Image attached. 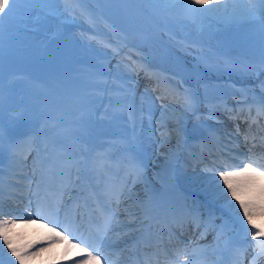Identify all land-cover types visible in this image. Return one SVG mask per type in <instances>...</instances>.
Masks as SVG:
<instances>
[{"label":"rangeland","instance_id":"obj_1","mask_svg":"<svg viewBox=\"0 0 264 264\" xmlns=\"http://www.w3.org/2000/svg\"><path fill=\"white\" fill-rule=\"evenodd\" d=\"M86 1L91 2V0ZM112 1V4L109 3L108 0H101L99 4L92 3L90 5L92 9H88V6L85 5L89 11L94 12L91 17H88L86 15H80V12H78L79 16L69 14V11L66 10V0H56V3L47 5L33 3L32 0H18L16 11L13 16L11 18H5L3 26L0 28V52L14 57L17 65L14 69H5L4 72L0 73V114H2L5 129L4 150L0 153V161H2V163H0V168L6 165V155H10V146L13 145V142L16 143L27 135L30 131V125L39 133L38 136L40 138L44 140L49 139L52 143H59L71 125L79 120L77 106L83 109L85 105L78 92H75L76 100H79L77 105L71 103L73 98L65 99L68 93L73 92L71 89L78 82L76 76L72 73H66V69L68 65L70 66V63H72L75 54H82L81 50L78 48V35L84 40V45L87 43L89 34L82 29L84 28L83 24L86 23L83 18H94L100 11H103L106 13V17L108 15V17L116 21L119 26L126 29L130 27V29H132L130 20L126 19L124 5L121 3V0ZM81 2L84 4V1ZM136 3V7L141 11L140 13L147 19L154 31L152 33L149 32L150 34L148 32H135L134 37L138 38L139 35L140 38L141 36L143 37L142 39L148 40L151 38L155 40V43L159 42L158 44L168 46L169 50L172 51L171 53H174V60L172 63L170 62V64L173 66L176 73L174 71L171 72L175 73L182 81L188 76L195 77L196 74L207 70L210 73H219L223 75L231 74L236 79L244 77L238 69L226 67L221 59H212L211 64L208 66L207 63H201V59H204V57L206 58V54L201 43L196 41L199 40L198 38H208L209 40L218 39V45H216L218 48H215L216 51L223 53L225 47V51H228L231 56H234V54L241 49L255 54L264 52V36L260 33L257 26L243 23L239 20L229 19L225 15L214 10L215 6L211 4L205 6L208 10L193 12L188 8V0H137ZM227 3L229 7H231L232 0H227ZM75 4L76 3L73 2L70 8L77 7ZM219 7L223 8V3ZM50 9H54L57 12L56 18L46 16V13ZM198 16H200L201 19L198 18L197 20ZM77 24L82 28H76L75 26ZM144 24L143 22V25ZM182 24L184 26H182ZM58 27L59 32H68V34H64L63 36L58 32L63 36L65 46L62 54V61L55 69V72L54 70L44 67V58H46V54L43 49V44L47 37L46 33L55 32ZM185 28L188 30L187 32L184 30ZM182 38H184V41L198 42L202 49L195 48L192 45L189 46L190 44L185 46L182 42ZM207 43L213 46L215 41H207ZM109 49L110 48L107 47L98 49L97 51H99L100 56L106 57ZM208 50H210V48H208ZM200 55L204 57L200 58ZM130 56L133 58L139 56V54L132 50ZM150 56L151 59L155 61L156 58L153 53L150 54ZM164 56L165 53L159 49L157 59L159 57V59H164L168 62V58ZM145 59L149 60L150 57L145 56ZM105 61L106 63L101 64L106 66L108 65L107 59H105ZM129 63L130 60L126 56L125 59H116L115 63L111 66L115 67V70L119 72L123 78H119L120 80L124 82L125 80L127 81L125 85H122L124 89L130 91L133 86L138 90L139 95L135 97V100L132 97V104H130L128 109L131 114V121L135 124L133 130L138 132L139 136L142 138L143 145L145 146L146 144L151 150L152 163H158V158L162 159V154L165 155L169 151L170 144L168 139L173 136L172 131L168 130L169 128L167 127V121H171L173 118L171 103L170 101H166L165 105L162 103L158 104L151 89L145 84V82L148 83L145 77L143 78L145 82L142 80L140 84H138L139 76H137L134 81L132 71L128 66ZM26 70L29 71L28 75L30 80L22 83L24 77L16 74L18 72L24 74ZM5 73H9L12 76L8 74L5 75ZM7 78H9L10 81L4 82ZM222 87H224V85H222ZM128 90L127 95L129 94ZM204 91H206V95ZM202 94L204 96L203 99L211 96L212 88L209 85L205 86ZM151 96H153V98ZM91 98L92 100L94 99L95 102L98 101L96 93H94ZM189 98L193 101V96ZM205 103V101L201 102L203 107ZM96 104L97 103L94 105ZM147 105H151V108L147 107ZM192 106L188 107L185 105L184 108L178 110L183 113H191L193 110ZM208 108L207 106L204 107V109ZM173 113H175V110ZM56 114H59V117ZM123 116L125 117V115H122V117ZM186 116H189V114H186ZM199 118L200 117L190 118V122H192L190 126H194L196 120H199ZM176 120H178L177 117L175 121ZM171 122H173V120ZM41 128H43V132H40ZM160 128H164L160 135L162 139L160 143L161 149L156 152L154 147L156 140L160 139L158 137V130ZM11 133L15 135L12 136ZM16 148L19 150L18 146ZM49 155H51V153H49ZM10 159L13 161V164H15L19 158L10 156ZM27 160L37 163L36 160L39 161V158L36 156V159H33L28 156ZM75 161L77 163L79 162V160ZM95 162H99L98 155L93 163ZM159 164H161V162H159ZM29 165L34 168L33 163ZM75 165L76 164H73L72 167ZM31 171L33 172L34 170L32 169ZM32 172H30V174H32ZM22 174L28 177L30 175L27 171H24ZM214 176L215 178H219L215 173H211L208 176L202 175V177H195L197 181L194 180L192 185L198 184L204 188L213 199L230 206L243 216V212L238 211V202L234 200L231 195L225 197L224 193L227 189L225 188L221 191V189L216 186L213 180ZM30 178H32V176H30ZM256 180L258 181V179ZM5 181H8V184H5ZM37 182H39V184L41 183L39 173L35 178L33 187H37ZM11 183H13L11 179L5 178L2 180L0 187L6 188ZM46 184L49 185L50 182L46 181ZM62 185V179L58 178L56 187L61 189ZM250 197L255 199L258 203L264 202V197L261 196V190L259 189L256 193H246L242 195L244 199ZM25 201L27 206H15L14 208L16 211H29L31 206L30 198H25ZM228 201H231V205L235 207L229 205ZM2 206L5 207L6 205ZM254 219L255 222L264 224V213H258ZM12 235L19 244L29 242L34 238L32 237L34 235L32 231H26L22 227L17 226L13 229ZM6 254L7 248H4L3 251H0V259L3 260V264H10ZM26 264H28L27 261ZM41 264L45 263L42 262Z\"/></svg>","mask_w":264,"mask_h":264},{"label":"snow or ice","instance_id":"obj_2","mask_svg":"<svg viewBox=\"0 0 264 264\" xmlns=\"http://www.w3.org/2000/svg\"><path fill=\"white\" fill-rule=\"evenodd\" d=\"M32 2L47 5L56 3V0H32ZM73 2H75V0H66V10L69 11V14H71L70 5ZM17 3L18 0H0V28H2L3 21L6 17L11 18L13 16L14 12L16 11ZM222 3L223 8H220L219 6ZM209 4L215 6L214 10L221 13L222 15H225L229 19H235L243 23H249L257 26L260 33L264 35V0H232L231 7H229L227 0H188V8L193 12L208 10L205 6ZM46 16L50 18H56L57 12L54 9H50L46 13ZM58 32L59 27L57 28V31L53 32V34L48 37V42L57 39ZM185 104L188 107H191V98H187L185 100ZM40 132H43V128L40 129ZM38 134L39 133H33L30 137L25 138L28 155H30L33 151H36L34 147V141ZM4 140V121L2 114H0V153H2L4 150ZM9 152L12 157H21V154L17 150L15 144L9 148ZM28 155H24L21 158L24 161H27ZM0 163H2V161H0ZM220 167L224 170L215 174L219 177V179L216 180L215 176L213 177L216 186L220 188L221 191H223L225 188L227 189V191L224 193L225 197L231 195V197L238 202V211L243 212L242 220L246 219L247 224L251 225L252 229L255 230L252 237L254 241H257V250L253 258L254 264L256 257L264 256V227L258 225L254 219L258 213H264V202L258 203L251 197L244 199L242 198V195L250 192L255 178L264 180V170H260L258 167H253L252 163H244L243 159L231 164H222ZM0 172H3V168H0ZM37 188H39V182H37ZM261 196L264 197V188L261 189ZM115 201L117 205L120 203L119 194H116ZM228 203L231 205V201H228ZM231 206L235 207L234 205ZM45 211L46 216L50 217L53 215H58L59 209L51 208L46 210L41 205V203L37 201V215H41ZM31 214L32 213L26 210L20 215L27 217ZM116 215V212H105L101 210V222L95 228V237L99 241V246L89 245L87 244V241H81V243L86 244V247L81 249V259L75 261V264H91L92 261H95L96 264H100V256L98 253H100L103 241L107 238V233L113 226ZM6 216H8V214L3 211L2 203H0V217ZM46 216L41 215V218H46ZM18 221L19 216L17 218L0 219V251H3L4 248H7L6 255L8 256L10 264H26V261L34 258L39 252L45 251L43 247H41L38 251H33L32 249L37 243L43 245L51 244L54 241L65 240L68 242V244L72 245V240H69L68 236L64 235V233H57L55 227H49L48 225H44V227L48 230V234L42 239L19 244L12 235L13 229L17 225ZM49 223H54L57 224V226H60L58 220H50ZM116 223H119V221H116ZM65 232H69L71 235L69 228H65ZM73 239H79V237L73 236ZM72 246L79 248L80 244H74ZM89 248H91V250H89ZM195 252L196 250L194 249L193 254H195ZM94 253H97V255H94ZM165 255H167V253H165ZM173 256L177 259L178 264H191L189 256L182 255V250L179 248L176 249V251L173 253ZM0 264H3L2 259H0ZM145 264H150V261L147 258L145 260Z\"/></svg>","mask_w":264,"mask_h":264},{"label":"bare ground","instance_id":"obj_3","mask_svg":"<svg viewBox=\"0 0 264 264\" xmlns=\"http://www.w3.org/2000/svg\"><path fill=\"white\" fill-rule=\"evenodd\" d=\"M245 117L252 121H258L257 119H254L249 116H245ZM244 131H245V125H241L240 128L238 129V132H239L238 136H242L243 134H245ZM252 133H253L252 129L251 130L248 129L246 132V136L249 140H250V137L252 136ZM19 171H22V170H19ZM15 178L16 176L15 177L13 176V179ZM25 188L26 186L24 187L23 185L21 187L11 186L10 189L11 191L14 190L13 192H15V194L9 195L7 197L12 203L14 202L19 203L20 202V197L18 195L19 193L16 194V192H22L23 189ZM3 211L8 214V216L6 217L12 216L11 218H17L19 216V221L16 226L22 227L26 231L27 230L32 231V233L34 234L32 237L34 238H32L30 241L40 240L48 234V230L47 228L44 227V225H39V224H36L33 220H28L27 219L28 216L27 217L21 216L20 215L21 213L15 214L10 210H3ZM49 227H55L57 233H58V230L60 229V227H58L57 224H54L53 226H49ZM72 245H74V243H72ZM72 245L68 244V242L65 240L54 241L51 244H43V245H41L40 243H37L34 245V248L32 250L38 251L41 247H43L45 251L39 252L38 255H36L34 258L29 259L27 263L37 264L39 262H47L48 264H75L74 261H72L71 263L69 262L71 258L74 259V257H70V256H72L74 253H78V252H75L74 250L75 247H73ZM75 261H78V260H75ZM91 264H94V261H92Z\"/></svg>","mask_w":264,"mask_h":264}]
</instances>
